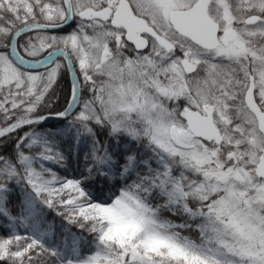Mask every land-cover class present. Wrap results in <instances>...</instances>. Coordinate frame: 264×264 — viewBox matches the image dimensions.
I'll return each mask as SVG.
<instances>
[{
  "label": "snow or ice",
  "instance_id": "snow-or-ice-1",
  "mask_svg": "<svg viewBox=\"0 0 264 264\" xmlns=\"http://www.w3.org/2000/svg\"><path fill=\"white\" fill-rule=\"evenodd\" d=\"M0 264H264V0H0Z\"/></svg>",
  "mask_w": 264,
  "mask_h": 264
}]
</instances>
